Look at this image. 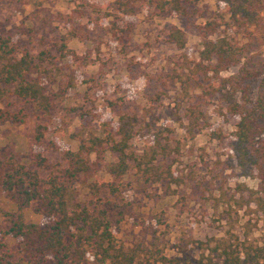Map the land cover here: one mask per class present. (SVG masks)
Masks as SVG:
<instances>
[{
	"label": "rangeland",
	"instance_id": "1",
	"mask_svg": "<svg viewBox=\"0 0 264 264\" xmlns=\"http://www.w3.org/2000/svg\"><path fill=\"white\" fill-rule=\"evenodd\" d=\"M113 1L0 0V34L12 37L32 55L45 50L53 56L50 63L34 69L45 79V92L53 100L48 112H37L31 103L11 94L0 101V108L22 109L26 115L22 123L0 124V161L15 154L32 168L29 160L40 152L49 163L64 166L65 150H76L82 139L100 135L104 120L115 124L123 116L132 133L130 149L140 154L158 133L167 146L164 159L173 160L178 180L143 184L137 181L135 169L129 170L114 197L116 211L121 212L111 217L118 219L113 225L118 243L156 246L168 257L195 260L200 253L197 242L209 237L232 232L239 238L247 234L252 241H263L264 211L250 194L258 180L242 175L227 149L238 117L217 96L207 93L211 83H218L212 70L199 69L193 79L186 80V70L181 68L183 56L191 66L200 60L199 27L213 18H217L209 35L213 39L227 36L239 44L252 40L257 45L256 29L230 25L224 0L194 1L188 5L187 16L160 13L153 0L150 5L148 0H132L138 12L123 15ZM262 16L264 22V11ZM171 25L184 32L183 50L168 41ZM62 43L64 52L59 49ZM258 48L264 50V45ZM256 52L253 49L242 61L258 60ZM234 70L218 76L226 77ZM245 85L252 105L264 83L255 78ZM64 89L65 95L60 96ZM191 104L201 111L193 128L187 112ZM38 131L43 132L39 140ZM90 161L97 162L96 170L74 185V199L81 203L88 201L89 182L96 177L113 180L107 165L115 161L114 153L106 148L101 160L92 153ZM2 165L0 176L5 170ZM47 174L48 170L41 172L42 177ZM33 206L24 210V220L40 223L42 216ZM15 210L0 184V264H27L20 238L8 233L9 216ZM95 263L89 255L81 262Z\"/></svg>",
	"mask_w": 264,
	"mask_h": 264
},
{
	"label": "trees",
	"instance_id": "2",
	"mask_svg": "<svg viewBox=\"0 0 264 264\" xmlns=\"http://www.w3.org/2000/svg\"><path fill=\"white\" fill-rule=\"evenodd\" d=\"M84 2L85 0H79ZM197 0H153L160 13L172 11L182 16L188 15V5ZM227 4L230 25L254 26L259 36L257 45L252 40L239 44L227 36L211 38L215 31L216 17L199 27L202 37L200 60L190 65L186 56L181 68L186 70V80L193 79L199 69L212 70L218 83L210 84L207 93L224 102L226 110L238 117L233 138L227 149L236 158L242 175L258 180L257 187L250 190L259 210L264 211V90H261L251 105L245 83L260 78L264 83V0H224ZM119 13L132 15L138 12L132 0H114ZM148 5L152 0H148ZM226 12V13H227ZM75 35V32H71ZM168 41L178 49L185 48L184 32L171 25ZM59 49L64 52L66 45ZM256 49L258 60L244 59ZM75 53L72 58H76ZM254 57V56H251ZM53 56L41 50L32 55L12 41V37L0 34V101L14 95L31 103L37 112L46 113L52 107V99L45 92V79L35 68L50 63ZM236 68L226 77H219L221 71ZM192 76V77H191ZM216 85V86H215ZM64 89L60 96H64ZM240 95V98H239ZM189 125L197 124L201 111L196 104L187 108ZM22 109L9 111L0 108V124L5 122L22 123L25 120ZM128 121L123 116L117 123L103 121L100 135L82 139L76 150H65L59 163L51 164L40 152L32 154L28 168L15 154H10L0 164L5 170L1 173V189L14 201L16 210L9 216L8 233L20 238L27 264H81L86 256H92L95 264H264V240L252 241L247 237L227 232L225 236L209 237L198 241L200 250L195 260L178 256L168 257L156 247L136 243L131 246L118 243L113 225L119 215L115 198L119 195L122 178L135 169L137 181L152 184L161 181L176 182L173 174V160L165 161L168 155L166 144L158 133L152 135L140 154L130 149L132 137ZM43 137L38 131L36 139ZM115 154V161L107 165L112 181L96 177L88 183V201L81 203L74 199V185L91 170H96L97 162L90 161L95 153L99 160L105 149ZM163 156V157H162ZM48 170L46 177L41 172ZM34 203L33 211L42 216L40 223L26 222L23 212Z\"/></svg>",
	"mask_w": 264,
	"mask_h": 264
}]
</instances>
